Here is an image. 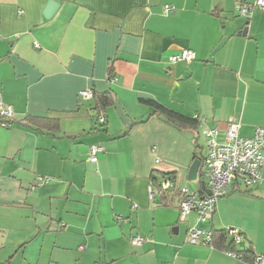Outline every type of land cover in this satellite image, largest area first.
I'll list each match as a JSON object with an SVG mask.
<instances>
[{"label":"crops","instance_id":"1","mask_svg":"<svg viewBox=\"0 0 264 264\" xmlns=\"http://www.w3.org/2000/svg\"><path fill=\"white\" fill-rule=\"evenodd\" d=\"M49 1L0 0V97L13 108L0 125V264H253L264 255V161L257 185L233 181L197 224L235 228L238 257L187 243L195 213L180 220L177 191L163 205L149 187L190 183L205 127L223 141L231 120L245 138L264 126V10L247 18L237 0H52L45 17ZM182 48L195 58L170 62ZM85 88L108 94L103 122ZM147 100L196 115V130L161 119ZM39 117L58 127L27 120ZM92 144L103 147L96 161Z\"/></svg>","mask_w":264,"mask_h":264},{"label":"built area","instance_id":"2","mask_svg":"<svg viewBox=\"0 0 264 264\" xmlns=\"http://www.w3.org/2000/svg\"><path fill=\"white\" fill-rule=\"evenodd\" d=\"M165 9H169L166 5ZM255 9L264 10V0H253L246 3L237 0L234 11L240 16L251 17ZM195 58V52L189 48H182L178 52L169 56L172 63L184 61L191 62ZM112 77L111 81H115ZM93 90L82 89L79 94L84 100L93 97ZM13 117V108L5 104L0 97V125L7 126L6 120ZM196 117V115L194 116ZM99 122L104 121V114L97 115ZM238 122L229 121L224 131V140L218 141V131L215 127H205L201 134L205 141L206 152L200 167V178L190 181L188 184L177 185L172 178H164L159 185L161 190H176L181 194L178 201V214L180 220H185L192 212L196 215V224L187 228L186 242L193 245H208L213 247V231L210 228L198 226L212 218L215 211L216 201L228 193L230 184L241 179L246 186H255L261 180V168L264 161V126H257L251 137H241L238 134ZM103 151V147L92 144L89 147L90 161H96L97 154ZM204 181L209 189L207 194L200 187V181ZM149 194L154 198L158 194L157 189L150 186ZM120 219L121 217H117ZM226 232L235 242L239 240L238 231L229 228ZM133 245H139L144 238L132 236L130 238ZM231 257H238L236 251L224 250ZM253 264H264V255L257 254L253 257Z\"/></svg>","mask_w":264,"mask_h":264},{"label":"trees","instance_id":"3","mask_svg":"<svg viewBox=\"0 0 264 264\" xmlns=\"http://www.w3.org/2000/svg\"><path fill=\"white\" fill-rule=\"evenodd\" d=\"M95 100V109L96 114L102 113L106 106L110 103V98L107 93H103L100 95H97L93 93V97ZM151 107L153 108V113H159L164 115L167 118V121L172 124L173 126L179 128V129H194L196 130L198 119L194 116H188L179 112H176L174 110H171L159 102L155 100H147L146 101ZM1 119V118H0ZM27 120L31 123L37 126L41 129H47L52 130L56 129L58 127V120L53 118H27ZM8 124H10L11 119L6 120ZM198 158L202 160L204 158V154L201 151L200 145L197 144L194 152L193 159ZM200 163V167H201ZM200 167L198 172V178H200ZM160 184L156 183L153 179L151 181V186L157 189L158 197H159V203L163 205H167L169 203V197L170 190H161L159 189ZM179 195V200L181 199V194L179 192H176ZM178 200V201H179ZM213 236H212V244L213 247L219 248L221 250H232L235 251L234 245L235 241L233 238L226 232V230H212Z\"/></svg>","mask_w":264,"mask_h":264},{"label":"water","instance_id":"4","mask_svg":"<svg viewBox=\"0 0 264 264\" xmlns=\"http://www.w3.org/2000/svg\"><path fill=\"white\" fill-rule=\"evenodd\" d=\"M57 2H54L50 0L44 11L45 17H50L55 9L57 8ZM160 118L163 120H167V118L164 115H160ZM187 135L189 137H192L193 134L191 132H188ZM201 160L198 158H195L192 163L189 166L188 173H187V179L190 181L196 180L198 178V172H199V167H200ZM200 187L202 190H204L207 194H209V189L205 186L204 181H200Z\"/></svg>","mask_w":264,"mask_h":264}]
</instances>
